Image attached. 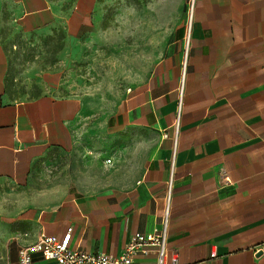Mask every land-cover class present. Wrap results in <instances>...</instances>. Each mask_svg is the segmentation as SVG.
Here are the masks:
<instances>
[{
  "label": "crops",
  "instance_id": "1",
  "mask_svg": "<svg viewBox=\"0 0 264 264\" xmlns=\"http://www.w3.org/2000/svg\"><path fill=\"white\" fill-rule=\"evenodd\" d=\"M2 10L27 31L64 15L54 0H0ZM187 34L175 75L151 78L125 114L105 118L113 128L131 118L132 132L150 136L131 148V171L105 183L102 160L89 170L78 158L72 177L25 191L131 192L129 216L113 214L105 223L102 199L64 196L39 213L34 239L71 227V246L119 254L134 232L157 230L166 212L167 248L180 264H264V0H191ZM88 119L78 96L9 91L0 65V184L32 181L45 153L76 149ZM47 197V205L56 200ZM88 200L97 203L82 208ZM152 260L138 255L133 264Z\"/></svg>",
  "mask_w": 264,
  "mask_h": 264
},
{
  "label": "rangeland",
  "instance_id": "2",
  "mask_svg": "<svg viewBox=\"0 0 264 264\" xmlns=\"http://www.w3.org/2000/svg\"><path fill=\"white\" fill-rule=\"evenodd\" d=\"M54 1L64 12L61 20L32 31L0 11L3 82L16 94L78 96L89 119L76 149L45 153L32 168V181L0 184V264H15L18 249L33 241L40 212L45 216L43 210L71 197L102 199L105 223L113 214L129 216L131 192L25 191L32 184L44 187L72 177L80 168L78 158L90 163L89 170L95 159L102 160L105 183L118 172L131 171V148L150 143V136L142 128L132 132L131 118H121L123 126L116 128L107 126L105 118L125 114L131 95L151 78L173 77L176 59L188 44L191 0ZM179 28L185 30L182 36ZM49 193L56 200L47 205ZM96 203L88 200L82 208Z\"/></svg>",
  "mask_w": 264,
  "mask_h": 264
},
{
  "label": "built area",
  "instance_id": "3",
  "mask_svg": "<svg viewBox=\"0 0 264 264\" xmlns=\"http://www.w3.org/2000/svg\"><path fill=\"white\" fill-rule=\"evenodd\" d=\"M180 101L178 103V110ZM110 159H107L109 162ZM71 227L61 235L41 231L35 239L17 251L15 264H33V254L55 264H133L138 255L152 256V261L141 264H180L178 258L167 248V213L160 227L150 232H134L124 244L121 253L92 252L70 245Z\"/></svg>",
  "mask_w": 264,
  "mask_h": 264
},
{
  "label": "bare ground",
  "instance_id": "4",
  "mask_svg": "<svg viewBox=\"0 0 264 264\" xmlns=\"http://www.w3.org/2000/svg\"><path fill=\"white\" fill-rule=\"evenodd\" d=\"M145 22V21H144Z\"/></svg>",
  "mask_w": 264,
  "mask_h": 264
}]
</instances>
